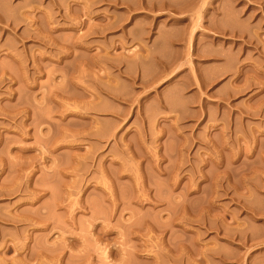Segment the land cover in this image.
Masks as SVG:
<instances>
[{
	"label": "rangeland",
	"instance_id": "1",
	"mask_svg": "<svg viewBox=\"0 0 264 264\" xmlns=\"http://www.w3.org/2000/svg\"><path fill=\"white\" fill-rule=\"evenodd\" d=\"M0 264H264V0H0Z\"/></svg>",
	"mask_w": 264,
	"mask_h": 264
},
{
	"label": "bare ground",
	"instance_id": "2",
	"mask_svg": "<svg viewBox=\"0 0 264 264\" xmlns=\"http://www.w3.org/2000/svg\"><path fill=\"white\" fill-rule=\"evenodd\" d=\"M190 7H191V5H190ZM192 7H194V6H192ZM182 10V9H181ZM184 10V9H183ZM201 16H202V14H201Z\"/></svg>",
	"mask_w": 264,
	"mask_h": 264
}]
</instances>
